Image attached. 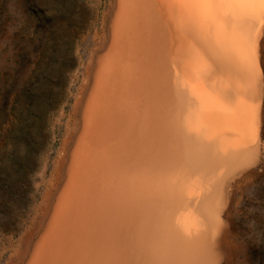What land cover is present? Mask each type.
Segmentation results:
<instances>
[{"label":"bare ground","instance_id":"obj_1","mask_svg":"<svg viewBox=\"0 0 264 264\" xmlns=\"http://www.w3.org/2000/svg\"><path fill=\"white\" fill-rule=\"evenodd\" d=\"M88 4L0 264H262L264 0Z\"/></svg>","mask_w":264,"mask_h":264},{"label":"rangeland","instance_id":"obj_2","mask_svg":"<svg viewBox=\"0 0 264 264\" xmlns=\"http://www.w3.org/2000/svg\"><path fill=\"white\" fill-rule=\"evenodd\" d=\"M89 2L0 0V252L31 211L29 184L68 96Z\"/></svg>","mask_w":264,"mask_h":264}]
</instances>
